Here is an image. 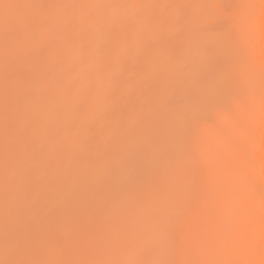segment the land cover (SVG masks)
I'll return each instance as SVG.
<instances>
[{
	"label": "bare ground",
	"instance_id": "bare-ground-1",
	"mask_svg": "<svg viewBox=\"0 0 264 264\" xmlns=\"http://www.w3.org/2000/svg\"><path fill=\"white\" fill-rule=\"evenodd\" d=\"M2 81L0 264H264V0H0Z\"/></svg>",
	"mask_w": 264,
	"mask_h": 264
},
{
	"label": "rangeland",
	"instance_id": "rangeland-1",
	"mask_svg": "<svg viewBox=\"0 0 264 264\" xmlns=\"http://www.w3.org/2000/svg\"><path fill=\"white\" fill-rule=\"evenodd\" d=\"M46 27H47V26H46ZM12 69H13V71H15L14 68H12ZM5 72H6V75L9 77L10 72H7V71H5ZM11 72H12V71H11ZM12 73H13V72H12ZM12 73H11V77H13V76H12ZM3 75H4V74H3ZM3 75H2V76H3ZM6 78H7V77L5 76L3 81H5V80L7 81V79H9V80H10V83H11V79H10V78H7V79H6ZM12 80H13V79H12ZM3 81H2V84L0 85V88H1V89H5V88H3V87H4V84H3L4 82H3ZM7 83H8V82H7ZM10 83H8V84H10ZM5 85H6V82H5ZM1 86H2V87H1ZM6 87H7V85H6ZM0 92H1V91H0ZM2 92H3V91H2ZM0 95H2V94L0 93ZM142 154H143V153H142ZM142 157H143V156H142ZM144 158H145V156H144ZM142 160H143V159H142ZM145 160H146V159H145ZM142 163H143V162L141 161V164H142ZM146 163H147V162H146ZM143 164H144V163H143ZM143 166H144V165H143ZM143 168H144V167H143ZM146 169H147V168H146ZM144 170H145V168H144ZM144 170H143V171H144ZM148 171H150V170H148ZM148 171H146V172H148ZM146 172H145V173H146ZM145 173H144V174H145ZM150 173H151V172H150ZM147 175H148V173H147ZM141 176H143V175H141ZM149 176H150V175H149ZM144 178H145V177H144ZM127 182H129V181H127ZM51 186H52V185H51ZM128 186H129V183H127V186H126L127 189H126V190H125V188L123 189V190L127 191V193H128V190H129V192L131 191V190L128 188ZM131 186H132V185H131ZM131 186H130V187H131ZM132 188H133V186L131 187V189H132ZM53 191H54V189L51 190V194H50L51 196H55V195H56L57 197H60V195L62 196V193H61V192H55V193H53ZM31 192H32V193H31ZM31 192H30V193H28V192L25 193V197H24V199H27V203H33V201H34V200H33V199H34V196L31 197L32 194L34 195V192H33V191H31ZM124 193H125V192H123V194H124ZM27 195L30 196V199H28L29 196L26 197ZM125 195H126V193H125ZM125 195H124V197L126 198V196L129 195V194H127L126 196H125ZM131 195H133V194H131ZM131 195H130V196H131ZM31 198H32V200H31ZM127 198H129V196H127ZM24 199H23V200H24ZM29 201H30V202H29ZM21 202H22V201H21ZM24 202H26V201L24 200ZM24 202H23V203H24ZM31 205H32V204H31ZM108 227H110V226H108ZM116 227H117V226H116ZM128 227H129V225H127L126 228H128ZM111 228H113V227H111ZM111 228H110V230H113V229H111ZM114 228H115V226H114ZM130 228H131V227H129L128 230L131 231ZM103 230H104V229H103ZM103 230H102V231H103ZM107 230H108V229H106L105 231H106L107 233H109V231H107ZM105 231H104V233H105ZM114 231H115V229H114ZM114 231H110V232H114ZM100 232H101V231H100ZM3 234H5V233H3ZM98 234H99V232H98ZM98 234H97V236H98ZM101 234H102V233H101ZM101 234H100V236H98V237H101ZM102 235H103V234H102ZM110 235H114V234L109 233V236L107 237L108 239H109ZM91 236H92V234H91ZM95 236H96V234H95ZM105 236H107V235H105ZM111 237H113V236H111ZM95 238H96V237H94V239H95ZM114 238H115V237H114ZM92 239H93V238H92ZM96 239H97V238H96ZM110 240H111V238H110ZM114 240H115V239H114ZM114 240L112 239V241H114ZM105 242H106V241H105ZM107 242H108V241H107ZM107 242H106V244H109V242H111V241H109L108 243H107ZM99 243H101V242H98V244H99ZM187 243H188V242H187ZM183 244H186V241H185V243L183 242ZM100 245L102 246V244H100ZM98 247H99V246H98ZM93 251H97V252H98L99 250H93ZM97 252H96V253H97ZM92 255H94V253H92ZM96 255H97V254H95L93 257H95ZM88 256H89V255H88ZM98 256H99V255H98ZM98 256H96V257H98ZM86 257H87V255L85 256V258H86ZM142 257L144 258L145 255H144V256H141V258H142ZM82 258H83V257H82ZM134 258H135V257H134ZM134 258H132V259H134ZM137 258H139V256H138ZM143 258H142L141 260H143ZM94 259H95V258H93V259H91V260H94ZM132 259L130 260V262L132 261ZM87 260H89V258H87ZM95 260H96V259H95ZM139 260H140V258H139ZM83 261H84V258H83ZM85 261H86V259H85ZM134 261H135V260H134ZM132 262H133V261H132ZM135 262H136V261H135ZM138 262H139V261H138ZM140 262H142V261H140ZM140 262H139L138 264H140ZM178 263H179V261H178ZM133 264H134V263H133ZM141 264H142V263H141Z\"/></svg>",
	"mask_w": 264,
	"mask_h": 264
}]
</instances>
